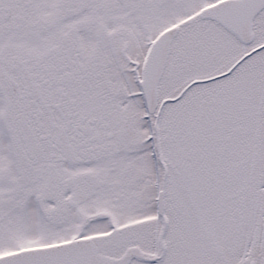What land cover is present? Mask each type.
Segmentation results:
<instances>
[{
	"label": "snow or ice",
	"instance_id": "snow-or-ice-1",
	"mask_svg": "<svg viewBox=\"0 0 264 264\" xmlns=\"http://www.w3.org/2000/svg\"><path fill=\"white\" fill-rule=\"evenodd\" d=\"M0 264H264V0H0Z\"/></svg>",
	"mask_w": 264,
	"mask_h": 264
}]
</instances>
